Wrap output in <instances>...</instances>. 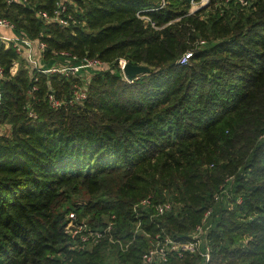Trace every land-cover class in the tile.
Wrapping results in <instances>:
<instances>
[{
  "label": "trees",
  "instance_id": "1",
  "mask_svg": "<svg viewBox=\"0 0 264 264\" xmlns=\"http://www.w3.org/2000/svg\"><path fill=\"white\" fill-rule=\"evenodd\" d=\"M56 1L0 0V15L16 33L46 42V66L57 59L53 52L67 51L117 70L93 72L87 98L60 109L47 105L45 92L68 95L76 80L39 75L32 119L24 111L29 69L12 76L18 57L0 42L11 76L0 84V123L11 125L0 139V264H103L105 243L68 249V211L89 215L94 228L115 215L126 241L132 206L150 193L154 203L168 197L173 204L156 217L152 206L140 208L150 233L188 239L212 208V264H264V0L248 9L210 0L193 13L190 0L160 8V0H74L68 26L36 15L51 13ZM187 51L191 58L180 64ZM120 58L149 72L128 82ZM148 246L138 235L126 252L109 248L124 264H139ZM168 264H199V257Z\"/></svg>",
  "mask_w": 264,
  "mask_h": 264
},
{
  "label": "built area",
  "instance_id": "2",
  "mask_svg": "<svg viewBox=\"0 0 264 264\" xmlns=\"http://www.w3.org/2000/svg\"><path fill=\"white\" fill-rule=\"evenodd\" d=\"M195 1L197 2L194 3ZM219 1L224 5L232 2L241 9H248L257 0H217L216 4ZM165 2L166 0H160L159 8L164 6ZM209 2L210 0H190L191 8L189 13H193L195 10L209 5ZM73 3L74 0H57L51 13L38 10L36 15L46 23L56 22L60 26H68L70 23L75 22L74 16L68 8ZM152 26L155 27L153 23ZM0 42L5 44L6 48L11 47L18 58H23L26 67L29 69L32 82L26 89L27 100L24 105V111L32 119L37 117L34 103L37 100L36 91L39 88V75L59 74L76 80L68 95L57 96L55 91L50 88L45 92L44 100L47 105L51 109H60L81 104L87 98L88 91V88L84 85V78L93 72L106 69L108 66V63L96 56L84 55L77 57L67 51L53 52L57 56V59L46 66L44 63L47 50L46 42L39 38H29L22 33H16L15 23L10 18L2 15H0ZM203 44H205V40H198L196 42L197 46H202ZM191 56V51L184 52L178 59V62L186 64ZM14 63H17L16 59ZM126 63V60L123 58L118 60L123 76V68ZM14 67L11 70L12 74ZM10 77L6 74L5 68L0 61V84L10 79ZM1 97L2 91L0 89V100ZM5 126L0 123V139L8 137L10 134V129L4 128ZM221 193L228 194L226 189L222 190ZM221 198L222 195L220 193L214 197L216 201H219ZM148 206L154 208L151 217L162 215L173 208V204L169 200L154 203L151 196L142 198L132 206L136 220L131 228L130 237L126 241L117 235L115 215H111L102 227L94 228L90 226L87 220L79 218L74 211L68 212L67 218L71 221V226L66 230V245L68 249L77 252L88 251L99 244L105 243L108 246H115L121 252H126L133 240L138 235H143L147 238L149 246L141 253L139 264H168L172 259H181L185 255L198 256L199 264H212L211 247L206 237L208 232L207 226L212 216V208H208L204 212L201 221L195 225L188 239L175 240L163 231L153 234L142 227V222L138 217L139 211L140 208Z\"/></svg>",
  "mask_w": 264,
  "mask_h": 264
},
{
  "label": "rangeland",
  "instance_id": "3",
  "mask_svg": "<svg viewBox=\"0 0 264 264\" xmlns=\"http://www.w3.org/2000/svg\"><path fill=\"white\" fill-rule=\"evenodd\" d=\"M197 1H195L194 3H196ZM218 7L220 8H228L229 6L228 5H224L221 1L218 2L217 4ZM191 8V7H190ZM190 8H189V11H190ZM210 9H206V12H209ZM20 58L17 59V63H15V67H14V70H13V75H16L18 73V70H19V67H23V68H26V63H25V67H24V63L22 61L19 60ZM25 62V61H24ZM117 67H114L112 68L111 66H107L106 67V70H111V71H116ZM118 68H119V64H118ZM144 74V73H142ZM92 75L93 74H90L88 77L84 78V85L88 88L89 87V84H90V81H91V78H92ZM141 75V74H140ZM123 79L128 81L126 79L125 76H123ZM129 82V81H128ZM75 82H72V85L70 87H72L74 85ZM71 89V88H70ZM2 124L6 125L4 128L6 129H10V123L7 122V121H3ZM206 167V166H204ZM150 196H152V194L150 193L149 194ZM87 196L86 194L85 195H82L80 196V198L78 200H82V199H86ZM166 200H170L168 197L165 198ZM217 206V205H215ZM65 205H62L61 209H65ZM71 211V210H70ZM68 211V212H70ZM68 214V213H67ZM109 217V216H108ZM108 217H105V221L108 220L109 218ZM81 219H85V220H88L89 219V215H82ZM208 229H209V226H208ZM149 243V242H148ZM104 251H102L103 253V264H124L123 262L120 261L119 259V253L113 249V248H109V246L105 247V249H103ZM88 251H92V250H88ZM129 264V263H128Z\"/></svg>",
  "mask_w": 264,
  "mask_h": 264
},
{
  "label": "water",
  "instance_id": "4",
  "mask_svg": "<svg viewBox=\"0 0 264 264\" xmlns=\"http://www.w3.org/2000/svg\"><path fill=\"white\" fill-rule=\"evenodd\" d=\"M147 72H149V68L143 65H132L130 63H126L123 68L124 76L129 81H132L138 75Z\"/></svg>",
  "mask_w": 264,
  "mask_h": 264
}]
</instances>
